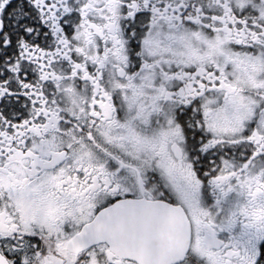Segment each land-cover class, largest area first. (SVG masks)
Wrapping results in <instances>:
<instances>
[{"label": "snow or ice", "instance_id": "6c2138e0", "mask_svg": "<svg viewBox=\"0 0 264 264\" xmlns=\"http://www.w3.org/2000/svg\"><path fill=\"white\" fill-rule=\"evenodd\" d=\"M0 264H264V0H0Z\"/></svg>", "mask_w": 264, "mask_h": 264}]
</instances>
